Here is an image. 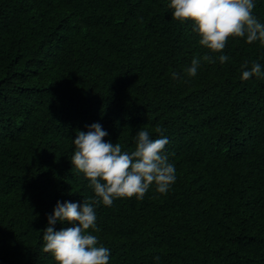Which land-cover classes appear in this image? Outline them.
<instances>
[{"label": "trees", "instance_id": "trees-1", "mask_svg": "<svg viewBox=\"0 0 264 264\" xmlns=\"http://www.w3.org/2000/svg\"><path fill=\"white\" fill-rule=\"evenodd\" d=\"M169 3L0 0V264H57L42 230L58 201L96 198L70 161L94 123L128 152L161 127L175 166L167 193L95 207L109 264H264V44L210 52ZM254 62L261 76L242 80Z\"/></svg>", "mask_w": 264, "mask_h": 264}, {"label": "clouds", "instance_id": "clouds-1", "mask_svg": "<svg viewBox=\"0 0 264 264\" xmlns=\"http://www.w3.org/2000/svg\"><path fill=\"white\" fill-rule=\"evenodd\" d=\"M255 6V0H170L167 5L173 19L192 22V31L200 37L198 43L213 53L222 52L229 38L246 37L249 44H264V24L253 15ZM228 59L227 55L219 56L221 64ZM202 61L215 62L207 54L194 58L187 74L195 76ZM241 67L247 69V62ZM254 75L261 76V65L255 62L242 72L241 79ZM154 131L160 138L152 139L146 128L139 130L131 152L122 150L120 143L105 142L107 132L98 123L87 132H77L70 161L89 181L96 198L83 200L82 205L58 201L48 216V226L42 230L43 251L51 253L57 264H109L110 250L98 246L97 236L88 231H99L95 207L101 203L111 206L117 198L143 199L153 184L157 192L167 193L176 179L175 166L162 155L169 143L164 130L157 126ZM57 221L73 226L56 231L53 225Z\"/></svg>", "mask_w": 264, "mask_h": 264}]
</instances>
